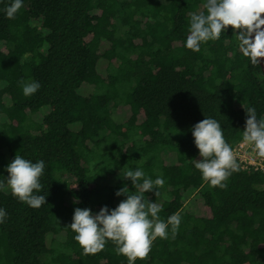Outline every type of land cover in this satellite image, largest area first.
I'll return each instance as SVG.
<instances>
[{
    "label": "trees",
    "instance_id": "obj_1",
    "mask_svg": "<svg viewBox=\"0 0 264 264\" xmlns=\"http://www.w3.org/2000/svg\"><path fill=\"white\" fill-rule=\"evenodd\" d=\"M11 2L0 0V182L16 155L42 160L34 194L46 203L0 190V264H128L110 240L85 255L69 225L76 208L112 210L127 198L119 190L135 192L124 174L136 168L164 179L144 198L181 223L135 264H264V173L239 168L221 189L194 165L198 122L215 119L233 147L245 109L264 118V74L238 31L188 49L205 0H23L9 19ZM21 81L40 88L25 96Z\"/></svg>",
    "mask_w": 264,
    "mask_h": 264
},
{
    "label": "clouds",
    "instance_id": "obj_2",
    "mask_svg": "<svg viewBox=\"0 0 264 264\" xmlns=\"http://www.w3.org/2000/svg\"><path fill=\"white\" fill-rule=\"evenodd\" d=\"M22 7L23 0H12L4 9L6 17L14 18ZM203 7L204 11L190 15L185 45L188 49L199 52L202 43L219 40L221 34L231 26L234 32L238 31L236 38L240 51L253 65L264 58V0H205ZM20 84L25 96L35 94L40 88L38 82L21 81ZM245 110L248 118L243 130V142L252 146L258 158L264 159V118L258 119L253 107ZM192 135L201 157L194 161L195 168L212 187L225 188V181L232 172L239 170V165L232 147L224 139L221 125L215 119L205 118L193 127ZM7 172L6 185L0 182V190L7 187L14 197L33 208L46 203L44 195L34 194L42 189V160L33 163L16 155L7 166ZM124 178L131 180L135 192L130 193L127 186L119 190L116 195H126L127 198L112 210L104 206L93 214L90 209L76 208L69 227L76 233L74 239L85 255L102 251L110 240L116 246L117 255H124L128 264H135L137 259L148 258L157 238H168L169 225L172 238H175L181 217L176 213L167 222L161 220L158 215L161 207L144 198L146 192L163 187V178L158 177L153 181L146 178L139 168L126 171ZM155 195L158 196L159 192L155 191ZM5 218L6 211L0 209V223Z\"/></svg>",
    "mask_w": 264,
    "mask_h": 264
},
{
    "label": "built area",
    "instance_id": "obj_3",
    "mask_svg": "<svg viewBox=\"0 0 264 264\" xmlns=\"http://www.w3.org/2000/svg\"><path fill=\"white\" fill-rule=\"evenodd\" d=\"M232 149L241 170L264 173V159L256 156L251 145L244 143L242 139Z\"/></svg>",
    "mask_w": 264,
    "mask_h": 264
},
{
    "label": "rangeland",
    "instance_id": "obj_4",
    "mask_svg": "<svg viewBox=\"0 0 264 264\" xmlns=\"http://www.w3.org/2000/svg\"><path fill=\"white\" fill-rule=\"evenodd\" d=\"M105 66V62H103V61H101L100 62V68H102V67H104ZM115 117V119H117V122H121V121H123L124 120V115L122 114V113H120V111L114 116ZM35 118H37V119H41V116H38V117H35ZM190 199H189V201H188V203L187 204H190L191 203V198L192 197H189ZM195 206H197V208H198V206H199V204H197V205H195ZM200 210L198 209V211L197 212H199Z\"/></svg>",
    "mask_w": 264,
    "mask_h": 264
},
{
    "label": "water",
    "instance_id": "obj_5",
    "mask_svg": "<svg viewBox=\"0 0 264 264\" xmlns=\"http://www.w3.org/2000/svg\"><path fill=\"white\" fill-rule=\"evenodd\" d=\"M259 65H260L261 70H262V72L264 74V58L260 59Z\"/></svg>",
    "mask_w": 264,
    "mask_h": 264
}]
</instances>
